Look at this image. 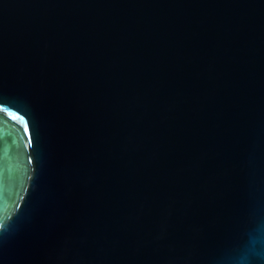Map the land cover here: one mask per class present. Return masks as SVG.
<instances>
[{"label":"water","instance_id":"obj_1","mask_svg":"<svg viewBox=\"0 0 264 264\" xmlns=\"http://www.w3.org/2000/svg\"><path fill=\"white\" fill-rule=\"evenodd\" d=\"M0 264H264V0H0Z\"/></svg>","mask_w":264,"mask_h":264}]
</instances>
